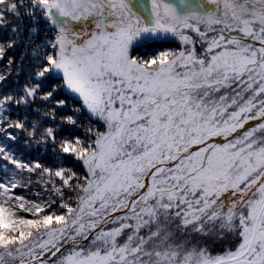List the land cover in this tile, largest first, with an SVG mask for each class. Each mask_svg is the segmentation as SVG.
<instances>
[{
  "label": "snow or ice",
  "instance_id": "1",
  "mask_svg": "<svg viewBox=\"0 0 264 264\" xmlns=\"http://www.w3.org/2000/svg\"><path fill=\"white\" fill-rule=\"evenodd\" d=\"M0 32V264H264V0H0Z\"/></svg>",
  "mask_w": 264,
  "mask_h": 264
},
{
  "label": "trees",
  "instance_id": "2",
  "mask_svg": "<svg viewBox=\"0 0 264 264\" xmlns=\"http://www.w3.org/2000/svg\"><path fill=\"white\" fill-rule=\"evenodd\" d=\"M4 35L3 32H0V37H2ZM171 47H179V42L178 41H173L171 42ZM23 81L21 80V83ZM34 107H42V104L40 102H37V105H35ZM35 115V113L33 114ZM49 125L52 123L51 121L48 122ZM28 159H39L41 160L42 163H45L47 165H51L54 161V154L51 150V147L49 148H44V147H37V146H33L32 149L29 150L28 152ZM80 172H83L84 169L83 168H78L77 169ZM225 246V243L223 241H216L215 243H211L210 247L212 248V250L214 252H220L223 251Z\"/></svg>",
  "mask_w": 264,
  "mask_h": 264
}]
</instances>
